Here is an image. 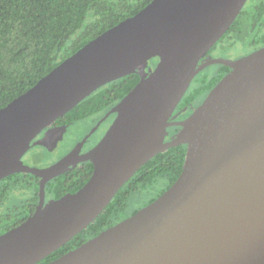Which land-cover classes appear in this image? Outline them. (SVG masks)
I'll return each instance as SVG.
<instances>
[{
  "label": "water",
  "instance_id": "1",
  "mask_svg": "<svg viewBox=\"0 0 264 264\" xmlns=\"http://www.w3.org/2000/svg\"><path fill=\"white\" fill-rule=\"evenodd\" d=\"M247 2L153 0L0 109V181L17 172L43 180L36 215L0 235V264H39L88 229L153 157L179 145L186 162L165 193L48 264H264V47L201 63ZM215 64L232 71L187 119L172 122L194 78ZM133 74L138 85L109 112L117 116L93 149L81 154L91 132L53 166L21 164L33 147H58L68 127L53 123ZM172 126L182 129L166 141ZM85 161L94 164L91 179L41 216L46 184Z\"/></svg>",
  "mask_w": 264,
  "mask_h": 264
},
{
  "label": "trees",
  "instance_id": "2",
  "mask_svg": "<svg viewBox=\"0 0 264 264\" xmlns=\"http://www.w3.org/2000/svg\"><path fill=\"white\" fill-rule=\"evenodd\" d=\"M152 1L0 0V109L29 91L88 43L137 15ZM237 45L243 46L246 52L234 59L243 58L264 47V0H249L231 28L201 63L214 57L217 50L223 53L224 50ZM159 61L160 58L151 61L153 68L157 67ZM213 66L216 67V72L210 75L208 68ZM208 68L194 78L171 120L188 118L203 104L215 86L232 71L231 67L224 64H215ZM139 81V75L133 74L108 83L56 123L99 121L111 112ZM178 113L180 115H177ZM181 129L182 126L170 127V135L166 141L174 139ZM83 137L79 138L77 135L76 138L79 141ZM44 153L45 150L37 148L38 163ZM186 156L187 146L179 145L153 157L121 188L106 210L88 229L39 264L57 260L154 202L178 180L183 172ZM93 172V162L85 161L82 168L51 180L46 187L47 200L50 204L60 206L85 186ZM25 175L27 181L31 178L37 180L33 174L19 172L0 182V235L26 221L29 213L36 208L40 191L36 182L32 183V190L27 188L31 194L26 202L11 207L10 212L4 207L12 194L26 190ZM18 218L21 219L16 221Z\"/></svg>",
  "mask_w": 264,
  "mask_h": 264
},
{
  "label": "flooded vegetation",
  "instance_id": "3",
  "mask_svg": "<svg viewBox=\"0 0 264 264\" xmlns=\"http://www.w3.org/2000/svg\"><path fill=\"white\" fill-rule=\"evenodd\" d=\"M249 1V0H248ZM248 3V2H247ZM246 3V4H247ZM214 48V47H213ZM212 48V49H213ZM211 49V50H212ZM225 51V50H224ZM212 58H219V59H222L220 58L219 56H215L212 57ZM211 59V58H209ZM208 59V60H209ZM240 59V58H239ZM207 60V61H208ZM232 60V59H231ZM234 60H237V59H234ZM206 61V62H207ZM205 63V62H203ZM205 70V69H204ZM176 112V111H175ZM109 112L107 114H105L99 121H96L93 123L92 127L90 128V130L88 131V133H86L84 135V137L81 139V140H77V134H75L76 131H72V129L74 127H76L77 125H80L82 124L81 122L79 123H66V124H63V123H53L52 127L53 128H57V127H62V126H66L68 127V131L67 133L65 134L64 136V139L59 143L58 147L53 150V151H50L48 150L47 148L45 147H33L32 150H30L24 157L23 159L21 160V164L23 165H28L30 167H35V168H46V167H50V166H53L57 163H59L64 157H66L69 153H71L73 150H75L77 147H79V145L81 144V142L89 135L91 134V132H93V134H91L88 139H87V142L84 146V149L83 151L81 152V154H84V153H87L88 151H90L91 149H93L100 141L101 139L105 136V134L107 133L108 129L111 127V125L113 124L117 114L114 113L112 115H108ZM175 114V113H174ZM176 115V114H175ZM177 115H180L179 113ZM187 118V117H186ZM186 118L182 117V118H178L176 120H171L172 122H177V121H183L185 120ZM180 127V126H178ZM44 135V132L41 133V135H39L36 139H35V142L39 139H41ZM37 148H42L43 150H45V153L50 155L48 158H43L41 160H48L45 164H42L40 161V163H38L36 161L37 158H39V156L37 155ZM41 164V165H40ZM83 167V162L79 163V164H74L72 165L71 167H67L66 168V171L64 173H68L70 171H73L77 168H82ZM19 173V172H17ZM22 173V172H21ZM63 173V174H64ZM23 174H28V173H24ZM26 177V175H25ZM37 177V180L31 178L30 181H27V177L25 179V186H26V190H28L27 188H29L30 190L33 189V185L32 184L33 182H36L39 184V188L41 186V183H42V179L38 176ZM5 179V178H4ZM3 179V180H4ZM55 179V178H54ZM1 180V181H3ZM53 180V179H52ZM0 181V182H1ZM50 182V181H49ZM48 184V183H47ZM47 184H46V187H47ZM46 189V188H45ZM39 202H40V191H39V199L37 200V204H36V208L34 211L30 212L29 213V218L36 215L37 211H38V206H39ZM57 207L59 206H55L54 204H50L49 201L47 200V196H46V200H45V204H44V207L41 211V216H44V215H47L48 213H50L51 211L55 210ZM9 210L10 212V209H7ZM11 214V213H10ZM28 218V219H29ZM19 219L21 218H18L16 219V221H18ZM27 219V220H28ZM25 222V221H24ZM22 224V223H21ZM19 226V225H18ZM17 227V226H16ZM15 228V227H14ZM13 229V228H12ZM11 230V229H10ZM8 232V231H7ZM6 233V232H5Z\"/></svg>",
  "mask_w": 264,
  "mask_h": 264
},
{
  "label": "rangeland",
  "instance_id": "4",
  "mask_svg": "<svg viewBox=\"0 0 264 264\" xmlns=\"http://www.w3.org/2000/svg\"><path fill=\"white\" fill-rule=\"evenodd\" d=\"M244 52H246V49L241 45H237L235 47L230 48L227 51H224L223 53L222 51L217 50L214 55L219 56L222 59L231 60L236 57L242 56ZM215 72H216V67L213 66L211 68H208V73L210 75H214ZM92 124L93 122L91 120H87L85 123L82 122V124L74 127L72 131H77L75 132V134H77L78 137L81 138L90 130V127L92 126ZM49 156L50 155L46 153L43 154L44 158H48ZM41 161H42L41 162L42 164H45L48 160L46 159V160H41ZM30 194H31V191H28V190H23L21 192L19 191L15 192V194H12L9 200L6 202L4 206L5 209L7 210L15 205H20L21 203L26 202L30 198Z\"/></svg>",
  "mask_w": 264,
  "mask_h": 264
}]
</instances>
